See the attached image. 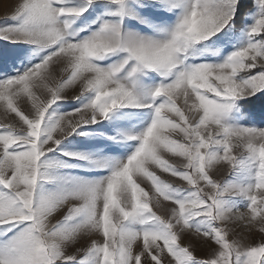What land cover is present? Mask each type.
Here are the masks:
<instances>
[{"label": "snow or ice", "instance_id": "1", "mask_svg": "<svg viewBox=\"0 0 264 264\" xmlns=\"http://www.w3.org/2000/svg\"><path fill=\"white\" fill-rule=\"evenodd\" d=\"M0 109V264H264V0H18Z\"/></svg>", "mask_w": 264, "mask_h": 264}, {"label": "rangeland", "instance_id": "2", "mask_svg": "<svg viewBox=\"0 0 264 264\" xmlns=\"http://www.w3.org/2000/svg\"><path fill=\"white\" fill-rule=\"evenodd\" d=\"M18 3V0H0V24H3L7 17H9ZM69 95H72L71 92H69ZM13 120L12 116H7L2 109H0V122H11ZM167 178V177H165ZM170 205L165 204L164 208L159 209L162 213L168 208ZM243 211V209H242ZM236 232L248 235L247 229H245L241 224H238L235 226ZM261 238V234L255 233L251 235V239L253 241L259 240ZM74 249H70L72 251ZM198 254L203 255L202 250H198Z\"/></svg>", "mask_w": 264, "mask_h": 264}]
</instances>
